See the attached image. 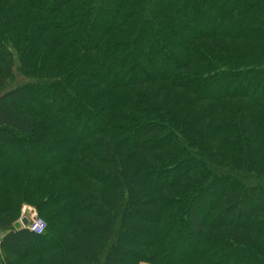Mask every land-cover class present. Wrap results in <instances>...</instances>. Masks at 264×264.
I'll return each mask as SVG.
<instances>
[{"label": "trees", "instance_id": "16d2710c", "mask_svg": "<svg viewBox=\"0 0 264 264\" xmlns=\"http://www.w3.org/2000/svg\"><path fill=\"white\" fill-rule=\"evenodd\" d=\"M0 52L2 264H264V0H0Z\"/></svg>", "mask_w": 264, "mask_h": 264}, {"label": "rangeland", "instance_id": "374dc122", "mask_svg": "<svg viewBox=\"0 0 264 264\" xmlns=\"http://www.w3.org/2000/svg\"><path fill=\"white\" fill-rule=\"evenodd\" d=\"M215 21H212V22H210V23H207V24H205L204 26H208V25H210V24H213ZM192 24V23H191ZM85 42V41H84ZM204 46H207V47H209V49L211 50V52L212 53H218V50L219 49H217V47L216 46H214L212 43H204L203 44ZM1 53V52H0ZM145 55H147V52L145 53ZM15 61L16 60H13V62H14V64H13V67L16 69V67L18 66V65H16L15 64ZM15 72H16V70H15ZM20 75V73H18V72H16V77H18ZM19 78V77H18ZM18 78H15L12 82H10L9 84H8V89L9 88H12V87H15L16 85H18V83H20L19 82V80H18ZM109 79H110V77H109ZM22 80V79H21ZM66 104H62V108L61 109H59V110H56V108L54 107V105H52L51 103H48L47 102V105H46V108H48V114H49V116L51 117V119H53V120H60L61 118L63 119V118H66L67 116H69V114H68V112L67 111H65L64 110V106H65ZM100 126V124L98 123V124H96L94 127L95 128H98ZM64 127V131L66 132V133H68V134H70L71 136H73V131H72V129H71V127L70 126H66V124H65V126H63ZM94 128H92V127H90V129H89V131H91V130H93ZM75 135V134H74ZM75 137V136H74ZM78 137V136H77ZM77 137H75L76 139H77ZM216 140H219V139H216ZM214 141L215 143L216 142H218V141ZM63 147H65V149L63 150H61L59 153H57L56 154V156L55 157H59V156H63V157H68L67 156V149H71V147H72V144H70V143H68L67 144V149H66V145H64ZM59 154V155H58ZM47 157V156H46ZM37 163L38 162H36L35 161V159H32V158H29V159H26L24 162H22L21 163V165L22 166H29V165H32V164H36L37 165ZM44 162H42V163H40L39 165H42V166H44ZM15 175V174H14ZM16 176V180L17 181H19V177H22L23 175L22 174H19V175H15ZM20 182V181H19ZM64 183V181H62L61 182V184H63ZM157 182L156 181H153L152 182V187H153V189H154V187H156L157 186ZM42 198V197H41ZM253 204V202L252 203H250V205L251 206H253L252 205ZM249 207V206H248ZM32 212H35V214L37 215V217L38 218H40L41 220H45L44 219V217L43 216H40L37 212H36V210H34V209H32L31 207H28V206H22L21 207V209H20V211H18V215H17V218H18V220L17 221H19L20 220V218H22V217H26V218H29L30 217V215H31V213ZM45 222V221H44ZM64 223L66 224V225H68V221L66 220V221H64ZM165 223L162 225V229L164 230V228H165ZM58 228V232H60L62 229H61V227L60 226H58L57 227ZM0 237H1V234H0ZM60 241V237H59V235L58 234H55V235H53V236H50V237H45L42 241H40V243L37 245V249H39L40 251H42L45 247H47V246H49V245H52V244H54V243H58ZM183 241H181V244H175V243H173L172 242V240H171V238L170 239H168L167 240V242H166V245H167V248L170 250V252L171 253H173L174 255H183V253H184V250H185V248H186V245H184V243H182ZM201 246H203V245H201ZM0 264H2V256H1V254H0Z\"/></svg>", "mask_w": 264, "mask_h": 264}, {"label": "built area", "instance_id": "2783aa9c", "mask_svg": "<svg viewBox=\"0 0 264 264\" xmlns=\"http://www.w3.org/2000/svg\"><path fill=\"white\" fill-rule=\"evenodd\" d=\"M45 228V222L38 218L35 212H32L29 219L28 230L35 235H41Z\"/></svg>", "mask_w": 264, "mask_h": 264}, {"label": "water", "instance_id": "95a60500", "mask_svg": "<svg viewBox=\"0 0 264 264\" xmlns=\"http://www.w3.org/2000/svg\"><path fill=\"white\" fill-rule=\"evenodd\" d=\"M28 225V220L26 218H22L20 221H17L13 224V229L15 231H19L21 229H25V227Z\"/></svg>", "mask_w": 264, "mask_h": 264}]
</instances>
